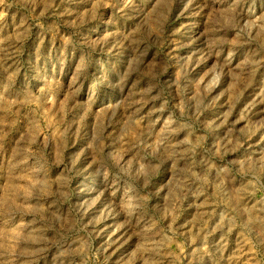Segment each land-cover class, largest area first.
<instances>
[{"label": "rangeland", "instance_id": "374dc122", "mask_svg": "<svg viewBox=\"0 0 264 264\" xmlns=\"http://www.w3.org/2000/svg\"><path fill=\"white\" fill-rule=\"evenodd\" d=\"M0 264H264V0H0Z\"/></svg>", "mask_w": 264, "mask_h": 264}]
</instances>
